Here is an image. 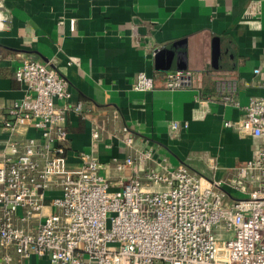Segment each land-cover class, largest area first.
<instances>
[{"label":"crops","instance_id":"crops-1","mask_svg":"<svg viewBox=\"0 0 264 264\" xmlns=\"http://www.w3.org/2000/svg\"><path fill=\"white\" fill-rule=\"evenodd\" d=\"M0 11V162L9 138L3 121L24 93L14 72L22 59H31L69 85L67 168H78L80 154L91 153L99 174L118 189L129 172L117 173L115 161L150 150L168 166L182 164L223 184L228 199L239 196L228 182L252 158L253 142L224 124L239 120L251 98H264V0H0ZM173 44L185 54L182 71L191 74V83L166 89L165 74L176 70L157 68L155 53ZM139 73L156 87L134 90ZM225 79L236 83L237 105L218 100L216 81ZM171 122L187 128L169 135ZM39 137L32 128L13 136ZM58 196L59 190L46 192L44 213L53 211L50 200Z\"/></svg>","mask_w":264,"mask_h":264},{"label":"built area","instance_id":"built-area-1","mask_svg":"<svg viewBox=\"0 0 264 264\" xmlns=\"http://www.w3.org/2000/svg\"><path fill=\"white\" fill-rule=\"evenodd\" d=\"M2 22L0 11V28ZM14 78L24 93L2 125L9 138L0 162V264H264V98H251L239 120L224 124L253 142L252 158L228 182L239 196L228 199L223 184L182 164L168 166L150 150L115 161L117 173L129 172L118 189L99 174L91 153L67 168V80L31 59L20 61ZM190 83V73L176 70L163 86ZM155 87L143 73L132 84L141 92ZM216 93L221 104L237 105L234 80L216 81ZM19 128L40 137L13 138ZM179 128L187 124L171 122L169 135ZM52 190L60 196L46 214Z\"/></svg>","mask_w":264,"mask_h":264},{"label":"water","instance_id":"water-1","mask_svg":"<svg viewBox=\"0 0 264 264\" xmlns=\"http://www.w3.org/2000/svg\"><path fill=\"white\" fill-rule=\"evenodd\" d=\"M177 44H173L171 49L162 48L155 53V65L157 68H168L170 70L182 71L186 70L184 52H179L176 49ZM219 57L218 39L212 40V63L216 66Z\"/></svg>","mask_w":264,"mask_h":264}]
</instances>
